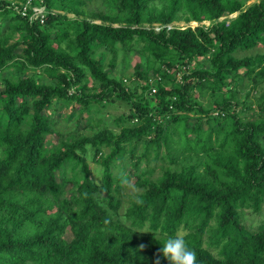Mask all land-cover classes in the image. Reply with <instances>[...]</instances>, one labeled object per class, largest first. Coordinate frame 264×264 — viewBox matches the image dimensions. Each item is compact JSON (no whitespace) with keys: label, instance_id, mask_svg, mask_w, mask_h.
I'll list each match as a JSON object with an SVG mask.
<instances>
[{"label":"trees","instance_id":"trees-1","mask_svg":"<svg viewBox=\"0 0 264 264\" xmlns=\"http://www.w3.org/2000/svg\"><path fill=\"white\" fill-rule=\"evenodd\" d=\"M96 1L44 0L41 22L0 0V264H171L177 229L199 264H264V220L243 221L264 210V52L238 53L264 45V0ZM120 48L154 62L132 84ZM113 99L129 104L119 132L47 144L55 102Z\"/></svg>","mask_w":264,"mask_h":264},{"label":"rangeland","instance_id":"rangeland-1","mask_svg":"<svg viewBox=\"0 0 264 264\" xmlns=\"http://www.w3.org/2000/svg\"><path fill=\"white\" fill-rule=\"evenodd\" d=\"M259 0H248L247 5L254 3ZM90 2V1H89ZM97 2L94 0V3ZM91 3V2H90ZM92 4V3H91ZM93 5V4H92ZM91 7V6H90ZM71 17H73V14H69ZM237 12L231 13L228 15H223L220 17V20H227L228 22L231 20L232 17L236 16ZM4 17H0V23L1 20H3ZM174 23L181 28H184L186 26H192L195 27L197 25H204L209 26L212 21L211 20H203V21H189L186 22L183 19L175 20ZM148 25V24H147ZM140 46V45H138ZM256 51L264 52V45L259 44L256 49L253 50H239V55L246 54V53H255ZM143 60L147 67H152L154 62L147 60V58L144 56V54L140 53L136 50H127L124 48H120L117 54V57L115 59V68L114 73L116 75H122L123 79L127 78V83H130V80L134 78V66L137 62ZM105 61L107 64V68H110V62L112 61V54L110 52H107ZM204 64V63H203ZM242 72H245L246 70L243 68L241 70ZM4 75L7 72H3ZM155 75V72L153 70H150L149 76L153 77ZM180 76V74H179ZM38 77L43 80H48V77L45 76V74L40 71L38 73ZM126 80V79H124ZM132 84V83H130ZM260 92V89H255L252 93V95H256ZM245 93H243L244 95ZM242 95V94H241ZM205 105L209 107L215 106L214 104L208 103V98L206 96L201 97ZM242 105V104H241ZM240 105V106H241ZM129 112V104L126 101L119 100V99H113L109 100L107 102H103L98 104L97 106H93L91 108V112H85L81 110V105L73 104V103H66L61 102L57 103L55 102L51 107L50 110H48V113L52 114V117L54 119V131L47 135V144L49 146H53V144L59 142V135L63 134L65 132H75L78 131L83 134H92L94 131L98 130L99 128L106 126L110 129H113L116 132L120 131V128L122 126L121 120L119 119V115L124 113L127 114ZM195 117L191 118V121L194 120ZM131 123H133L132 120H130ZM141 149L139 150V152ZM128 163L126 171L133 170V165H130L129 159L126 160ZM117 165L114 166V171L121 172L122 168L120 166V162L116 163ZM93 168V176L97 179H100V174L98 173V164L92 162L90 164ZM160 170L157 168L154 172V176L159 175ZM131 181H135V176H131ZM124 183H128L129 181L124 180ZM72 184L69 183L67 186L68 188ZM136 187L133 185H130L125 188L127 192H131L135 190ZM243 214V221L245 224L250 228H256L262 220H264V210L261 213L253 212L251 209H244ZM68 236L70 233L67 234Z\"/></svg>","mask_w":264,"mask_h":264},{"label":"clouds","instance_id":"clouds-1","mask_svg":"<svg viewBox=\"0 0 264 264\" xmlns=\"http://www.w3.org/2000/svg\"><path fill=\"white\" fill-rule=\"evenodd\" d=\"M186 230L177 229L175 235L167 236L163 240L160 251L171 264H199L196 251L186 240ZM159 264V257H157Z\"/></svg>","mask_w":264,"mask_h":264},{"label":"built area","instance_id":"built-area-1","mask_svg":"<svg viewBox=\"0 0 264 264\" xmlns=\"http://www.w3.org/2000/svg\"><path fill=\"white\" fill-rule=\"evenodd\" d=\"M10 5L17 13L27 17L30 21L39 19L41 22H45L47 14V6L44 0H11ZM172 27L173 24H169ZM156 29H160L159 24H155ZM156 88H153L155 91Z\"/></svg>","mask_w":264,"mask_h":264}]
</instances>
